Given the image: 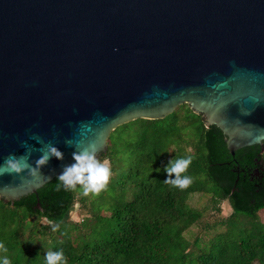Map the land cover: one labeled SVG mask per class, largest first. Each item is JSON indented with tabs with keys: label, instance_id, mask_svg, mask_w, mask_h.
<instances>
[{
	"label": "water",
	"instance_id": "95a60500",
	"mask_svg": "<svg viewBox=\"0 0 264 264\" xmlns=\"http://www.w3.org/2000/svg\"><path fill=\"white\" fill-rule=\"evenodd\" d=\"M183 103L231 155L264 149V0H0V164L30 151L34 166L49 142L62 153L40 177L0 175V199Z\"/></svg>",
	"mask_w": 264,
	"mask_h": 264
},
{
	"label": "trees",
	"instance_id": "16d2710c",
	"mask_svg": "<svg viewBox=\"0 0 264 264\" xmlns=\"http://www.w3.org/2000/svg\"><path fill=\"white\" fill-rule=\"evenodd\" d=\"M224 137L187 103L162 118L117 126L97 158H107L114 174L98 194L85 196L79 184L57 190L54 177L13 203L0 199V243L7 249L0 264L5 256L10 264H46V252L59 250L67 264H264V149L253 144L231 155ZM189 156L181 175L191 185L164 183L169 161ZM195 193L218 212L226 201L231 212L204 221V233L189 239L187 230L208 208L190 204ZM77 202L87 215L69 219Z\"/></svg>",
	"mask_w": 264,
	"mask_h": 264
},
{
	"label": "clouds",
	"instance_id": "9594fccd",
	"mask_svg": "<svg viewBox=\"0 0 264 264\" xmlns=\"http://www.w3.org/2000/svg\"><path fill=\"white\" fill-rule=\"evenodd\" d=\"M65 143L72 146L71 141L66 140ZM40 151L41 155L35 161L34 166L29 162L31 157L30 151L20 156L10 153L3 164H0V175L24 174L28 178H37L43 175L41 168L53 156L62 159V153L50 142L44 144ZM73 158L75 163L64 166L62 172L57 176V190L61 187L65 190L75 189L79 184L83 186V194L85 196L90 192L94 194L101 192L109 182L111 174L110 161L107 158L103 161L97 159V150L94 148L76 150L73 153ZM191 161L192 157L190 156L187 158L171 159L164 169L168 174V178L163 182L180 190L187 189L192 183V178L187 175L182 176L181 173L186 172ZM173 174H175L174 178ZM58 227V225H54L53 231ZM0 251L7 252L3 243H0ZM45 262L46 264H67V258L63 250L46 252ZM2 264H10L6 256L2 259Z\"/></svg>",
	"mask_w": 264,
	"mask_h": 264
},
{
	"label": "rangeland",
	"instance_id": "374dc122",
	"mask_svg": "<svg viewBox=\"0 0 264 264\" xmlns=\"http://www.w3.org/2000/svg\"><path fill=\"white\" fill-rule=\"evenodd\" d=\"M264 156V153H263ZM104 160V159H103ZM102 160V161H103ZM111 168V166H110ZM110 176H113V172L110 169ZM190 204L192 206H196V207H200V206H208L206 213L203 215L201 221L199 222V224H194L192 225L186 232V236H188L189 239H192L194 236H197L199 234H203L204 233V226L202 225L204 221H212L215 218L221 217V216H225L226 214H229L231 212V207L229 206V204L224 201L221 203V211L218 212L214 209H210V205H209V201L207 199L206 196L202 195L201 193H195L192 198H190ZM108 211L105 210L104 213H107ZM261 214V218L264 219V212L261 210L260 211ZM87 215V211L85 210L84 207L81 206V203L77 202L74 204L72 210L69 212V219H73V220H81L82 217ZM202 229V230H201ZM254 264H258L257 261H254Z\"/></svg>",
	"mask_w": 264,
	"mask_h": 264
},
{
	"label": "bare ground",
	"instance_id": "6f19581e",
	"mask_svg": "<svg viewBox=\"0 0 264 264\" xmlns=\"http://www.w3.org/2000/svg\"><path fill=\"white\" fill-rule=\"evenodd\" d=\"M212 201V200H211ZM150 206V205H149ZM188 207V206H187ZM168 211V210H167ZM253 211V210H252ZM159 212H161V211H159ZM166 212V211H165ZM167 213V212H166ZM169 213V212H168ZM237 215H238V213H237ZM258 215H259V212H258ZM261 215V214H260ZM173 216H174V214H173ZM236 216V215H235ZM230 218V217H229ZM142 219V218H141ZM240 219V218H239ZM256 219V218H255ZM139 220V219H138ZM166 220V219H165ZM246 220V219H245ZM256 220H258V219H256ZM254 221V220H253ZM144 222V221H143ZM139 223V222H138ZM208 223V222H207ZM221 223H222V221H221ZM137 224V223H136ZM246 225V224H245ZM159 226V225H158ZM206 226H208V225H206ZM247 226V225H246ZM250 226V225H249ZM252 227H254V226H252ZM184 228H186V227H184ZM229 228V227H228ZM249 228V227H248ZM248 228H247V230H248ZM245 229H246V227H245ZM253 229V228H252ZM202 230V229H201ZM227 230V229H226ZM205 231V230H204ZM219 231V230H218ZM217 231V232H218ZM227 232V231H226ZM249 232V231H248ZM130 233V232H129ZM252 233V232H251ZM170 236V235H169ZM175 236V235H174ZM171 237V236H170ZM184 238H185V236H184ZM244 239V238H243ZM203 241V240H202ZM231 241V240H230ZM170 242H172V241H170ZM163 243H164V241H163ZM245 243V242H244ZM258 244V243H257ZM161 245V244H160ZM166 245V244H165ZM159 246V245H158ZM164 246V245H163ZM167 246V245H166ZM240 246V245H239ZM200 249H201V247H200ZM208 249V248H207ZM232 249V248H231ZM239 249V248H238ZM158 250V249H157ZM201 250H203V249H201ZM205 250H206V248H205ZM228 251V250H227ZM235 251H236V249H235ZM262 251V250H261ZM264 251V250H263ZM238 252V251H237ZM225 253V252H224ZM223 253V254H224ZM241 253H242V251H241ZM244 253V252H243ZM248 253V252H247ZM244 255V254H243ZM242 255V256H243ZM237 256V255H236ZM199 257V256H198ZM218 257V256H217ZM226 259H227V257H226ZM79 261V260H78ZM214 263V262H213ZM216 264V263H215ZM251 264V263H250Z\"/></svg>",
	"mask_w": 264,
	"mask_h": 264
}]
</instances>
